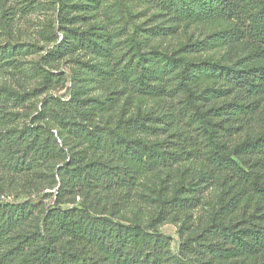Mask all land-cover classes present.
Returning a JSON list of instances; mask_svg holds the SVG:
<instances>
[{
  "label": "trees",
  "instance_id": "16d2710c",
  "mask_svg": "<svg viewBox=\"0 0 264 264\" xmlns=\"http://www.w3.org/2000/svg\"><path fill=\"white\" fill-rule=\"evenodd\" d=\"M84 1L88 0H60L61 24L67 20L65 10L80 13L77 6ZM170 5L184 21L197 20L203 8H216L230 23L227 34L240 40L244 52L233 64L187 62L156 52L132 64L118 55V33L103 28L86 35L63 33L56 48L85 52L94 64L84 63L81 75L85 71L106 96L102 100L72 97L67 103H56L55 109H46L40 119L52 122L69 148L84 144L88 153L107 158L86 161L87 156L78 151L64 161L53 127L41 123L18 134L0 133L3 173H27L33 181L30 187H37L40 183L33 170L60 163L54 175L59 177L57 192L62 196L44 209L40 228L31 232L39 201L0 202V264H184L170 251L171 237L157 229L149 231L139 224L93 214L85 202L79 208L61 206L67 200L64 194L89 199L130 188L147 169L149 152L133 137L162 134L170 163L193 156L226 184L225 199L212 222L188 237L180 254H193L192 264H264V0H171ZM191 9L198 11L192 14ZM211 46V41L204 40L180 52L196 55ZM24 52L17 45L0 47V68ZM177 71L179 82L167 87ZM51 80L44 75V83ZM118 84L133 93H156L160 103L163 97L167 103L157 104L154 116L126 118L118 125L123 138L106 141L95 122L116 107L114 85ZM14 102L20 99L0 90V110ZM45 182L51 186V181ZM250 193L257 196L253 204L243 199ZM190 204L186 197L174 196L162 203L157 216L185 211Z\"/></svg>",
  "mask_w": 264,
  "mask_h": 264
},
{
  "label": "rangeland",
  "instance_id": "374dc122",
  "mask_svg": "<svg viewBox=\"0 0 264 264\" xmlns=\"http://www.w3.org/2000/svg\"><path fill=\"white\" fill-rule=\"evenodd\" d=\"M59 1L0 0V47L17 45L25 51L11 64L0 68V90L20 99V102L0 110V133L18 134L37 123L53 127V136L58 138L59 146H63L64 161L77 155L78 151L81 156H87L86 161L104 162L107 156L102 153L99 157L98 153L93 156L94 152L88 153L84 144L69 148L67 140L63 141L59 136L57 127L47 118L40 119L46 109H55L56 103H67L72 97L102 100L106 96L84 70L81 75L84 63L94 64L89 62L85 52L65 53L56 48L63 33L86 35L96 28L118 33V55L132 64H139L148 53L155 52L187 62L206 60L233 64L244 52L240 40H233L227 34L230 23L216 8H203L197 20L184 21L172 11L171 0H88L77 6L80 13L67 8V20L61 24L57 16ZM191 11L196 14L198 10ZM109 13H112L111 18H108ZM204 40L212 42L209 50L190 56L181 54L184 46ZM240 67L245 68L244 65ZM179 74L177 71L170 76L167 87L179 82ZM44 75L51 76L52 80L44 83ZM114 88L118 92L116 107L95 122L106 141L114 136L123 138L118 125L126 118L158 114L157 104L160 103L156 93L153 96L133 93L123 90L124 85L119 84ZM161 99L160 104L167 103L165 97ZM164 137L165 134L133 137L148 147L149 152L145 157L147 169L132 181L130 188L127 189L128 185L107 195H91L89 199L64 194L67 200L61 206L79 208L85 202L93 214L109 216L122 223L139 224L149 231L157 229L171 237V253L184 264H192L194 255H181L180 251L188 237L200 233L212 222L216 209L225 199L226 184L209 173L204 163L193 156L170 163L162 144ZM59 164L33 170L40 183L37 187H30L33 181L27 173L5 175L0 169V202L39 201L35 204L38 208L30 232L40 228L44 209L62 197L61 192H57L59 177L54 175ZM45 181H51V186ZM174 196L186 197L191 203L189 208L157 216L162 203ZM243 199L253 204L257 196L250 193Z\"/></svg>",
  "mask_w": 264,
  "mask_h": 264
}]
</instances>
